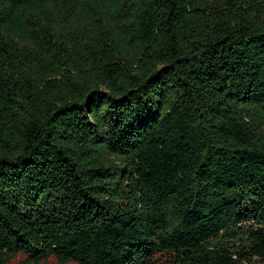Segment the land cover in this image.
Returning <instances> with one entry per match:
<instances>
[{
  "label": "trees",
  "instance_id": "16d2710c",
  "mask_svg": "<svg viewBox=\"0 0 264 264\" xmlns=\"http://www.w3.org/2000/svg\"><path fill=\"white\" fill-rule=\"evenodd\" d=\"M0 264H264V0H0Z\"/></svg>",
  "mask_w": 264,
  "mask_h": 264
}]
</instances>
